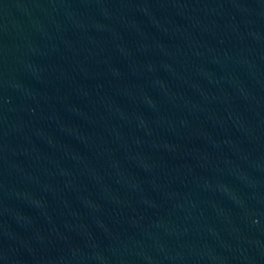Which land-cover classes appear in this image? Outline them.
<instances>
[{
	"label": "water",
	"instance_id": "1",
	"mask_svg": "<svg viewBox=\"0 0 264 264\" xmlns=\"http://www.w3.org/2000/svg\"><path fill=\"white\" fill-rule=\"evenodd\" d=\"M0 264H264V0H0Z\"/></svg>",
	"mask_w": 264,
	"mask_h": 264
}]
</instances>
